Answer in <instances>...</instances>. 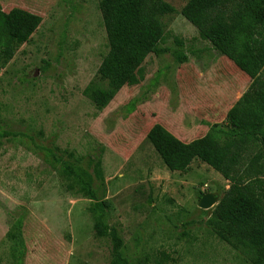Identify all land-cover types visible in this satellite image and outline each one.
I'll return each mask as SVG.
<instances>
[{
  "label": "rangeland",
  "instance_id": "rangeland-1",
  "mask_svg": "<svg viewBox=\"0 0 264 264\" xmlns=\"http://www.w3.org/2000/svg\"><path fill=\"white\" fill-rule=\"evenodd\" d=\"M163 1L175 9L162 19L166 51L148 55L143 82L101 108L82 95L108 51L97 0H0L4 12L42 18L0 69V133L15 135L0 136V264H107L95 202H105L103 222L117 229L128 264H250L206 226L214 206H198L229 182L199 160L167 170L146 139L154 124L184 142L204 135L232 104L228 84L240 72L180 14L187 0ZM44 148L89 173L99 158L95 197L67 187Z\"/></svg>",
  "mask_w": 264,
  "mask_h": 264
},
{
  "label": "trees",
  "instance_id": "trees-1",
  "mask_svg": "<svg viewBox=\"0 0 264 264\" xmlns=\"http://www.w3.org/2000/svg\"><path fill=\"white\" fill-rule=\"evenodd\" d=\"M108 51L82 95L97 107H106L122 87L139 85L145 78L148 55L166 51L163 17L175 9L163 0H97ZM180 14L193 25L200 39L226 58L237 71L250 78L247 90L227 111L221 123L184 142L154 124L146 139L171 172H187L199 160L229 182L211 209L206 226L222 242L250 264H264V0H187ZM41 16L14 7L0 9V69L13 58L41 23ZM182 46V42H177ZM179 63L186 60L175 52ZM13 136L1 132L0 136ZM59 164L66 186L77 194L94 198V180L103 181L99 158L92 173L76 161L63 160L44 148ZM73 158V154L69 153ZM102 203H92L95 234L110 242L107 264H128L122 254L123 240L117 229L103 222ZM14 238L13 232H9Z\"/></svg>",
  "mask_w": 264,
  "mask_h": 264
},
{
  "label": "crops",
  "instance_id": "crops-1",
  "mask_svg": "<svg viewBox=\"0 0 264 264\" xmlns=\"http://www.w3.org/2000/svg\"><path fill=\"white\" fill-rule=\"evenodd\" d=\"M238 72V71H237ZM238 75V76H237ZM238 80H234L228 84L230 88L229 91V97H232V104L224 111V115L219 120H214L213 123H221L224 121L227 111L239 100V98L242 96V94L247 90L251 80L250 78L244 76L242 73L238 72L237 74ZM216 109H212L213 112H215ZM213 116H215L213 114Z\"/></svg>",
  "mask_w": 264,
  "mask_h": 264
},
{
  "label": "water",
  "instance_id": "water-1",
  "mask_svg": "<svg viewBox=\"0 0 264 264\" xmlns=\"http://www.w3.org/2000/svg\"><path fill=\"white\" fill-rule=\"evenodd\" d=\"M218 198L213 193H207L201 197V199L198 202V206L204 210H208L211 207H213L215 204H217Z\"/></svg>",
  "mask_w": 264,
  "mask_h": 264
}]
</instances>
